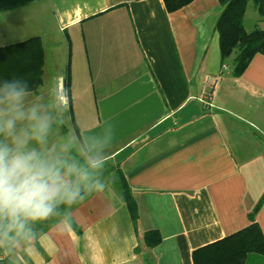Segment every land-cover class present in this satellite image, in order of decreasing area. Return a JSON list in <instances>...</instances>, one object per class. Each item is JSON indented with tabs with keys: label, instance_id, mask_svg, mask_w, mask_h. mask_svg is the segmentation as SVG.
I'll return each mask as SVG.
<instances>
[{
	"label": "crops",
	"instance_id": "1",
	"mask_svg": "<svg viewBox=\"0 0 264 264\" xmlns=\"http://www.w3.org/2000/svg\"><path fill=\"white\" fill-rule=\"evenodd\" d=\"M222 10L218 0L174 12L164 0H38L0 11V47L42 40L43 82L33 92L56 78L70 89L74 119L70 111L50 146L74 125L115 135L103 193L77 205L70 226L41 224L33 255L17 264H194L195 250L248 226L262 198L255 219L264 234V53L233 72L216 29ZM244 25L264 28L254 0ZM118 172L138 202L140 231L162 236L145 254L136 253Z\"/></svg>",
	"mask_w": 264,
	"mask_h": 264
},
{
	"label": "clouds",
	"instance_id": "2",
	"mask_svg": "<svg viewBox=\"0 0 264 264\" xmlns=\"http://www.w3.org/2000/svg\"><path fill=\"white\" fill-rule=\"evenodd\" d=\"M70 111V89L59 78L45 94L21 77L0 82V254L12 264L33 255L41 224L58 218L70 226L76 206L107 186L110 126L81 134L74 125L50 146Z\"/></svg>",
	"mask_w": 264,
	"mask_h": 264
},
{
	"label": "trees",
	"instance_id": "3",
	"mask_svg": "<svg viewBox=\"0 0 264 264\" xmlns=\"http://www.w3.org/2000/svg\"><path fill=\"white\" fill-rule=\"evenodd\" d=\"M34 1L38 0H0V11L15 9ZM193 1L164 0V3L169 12H174ZM218 1L223 8L216 23L222 59L225 61L237 49L238 54L235 57L233 72L239 75L244 72L255 54L264 53V28H257L253 31L246 30L244 18L249 0ZM254 3L258 12L264 16V0H254ZM43 68L44 48L39 36L0 47V82L21 77L29 82L32 91H36L43 82ZM71 115L73 118L72 109ZM118 180L119 193L127 204L134 230L138 236L136 253L146 250L141 251L145 254L161 243V233L159 230L140 231L138 202L125 176L120 172H118ZM262 203L263 198L250 214L251 222L248 226L195 250L193 252L194 264H247L252 254L264 257V234L255 219V214L259 211ZM0 264H12V261L5 260ZM145 264L151 263L147 261Z\"/></svg>",
	"mask_w": 264,
	"mask_h": 264
},
{
	"label": "rangeland",
	"instance_id": "4",
	"mask_svg": "<svg viewBox=\"0 0 264 264\" xmlns=\"http://www.w3.org/2000/svg\"><path fill=\"white\" fill-rule=\"evenodd\" d=\"M248 21V20H247ZM246 27L247 28H250V21H248L246 23ZM245 27V28H246ZM238 54V50L236 49L233 53V55H235V57L237 56ZM232 60H230V64L231 66H234V63H235V59L232 57L231 58ZM70 116V113L68 114ZM71 118V117H70ZM65 125H67L68 127H70V122L68 120V117L65 116ZM255 256L259 257V258H255ZM247 264H264V257L261 256V255H257V254H252L251 257L249 258V261Z\"/></svg>",
	"mask_w": 264,
	"mask_h": 264
},
{
	"label": "built area",
	"instance_id": "5",
	"mask_svg": "<svg viewBox=\"0 0 264 264\" xmlns=\"http://www.w3.org/2000/svg\"><path fill=\"white\" fill-rule=\"evenodd\" d=\"M61 82L65 84V81H64V79H63V80H61ZM210 95H211V93H209L208 95H204L202 99H203V100H205V99H206V100H208V101H209V99L211 98V96H210ZM4 258H5V256H4L3 254H0V262H2V261L4 260Z\"/></svg>",
	"mask_w": 264,
	"mask_h": 264
}]
</instances>
